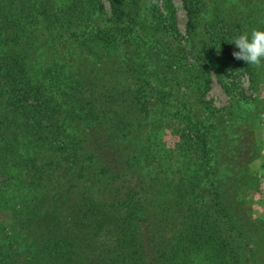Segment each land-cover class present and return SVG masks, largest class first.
Wrapping results in <instances>:
<instances>
[{
    "label": "trees",
    "instance_id": "1",
    "mask_svg": "<svg viewBox=\"0 0 264 264\" xmlns=\"http://www.w3.org/2000/svg\"><path fill=\"white\" fill-rule=\"evenodd\" d=\"M106 1L0 0V264H264L239 198L253 144L235 120L216 134L209 73L164 41L172 0ZM231 1L182 0L219 79L264 30V0Z\"/></svg>",
    "mask_w": 264,
    "mask_h": 264
},
{
    "label": "rangeland",
    "instance_id": "2",
    "mask_svg": "<svg viewBox=\"0 0 264 264\" xmlns=\"http://www.w3.org/2000/svg\"><path fill=\"white\" fill-rule=\"evenodd\" d=\"M103 2L106 10L109 11L108 2L106 0ZM172 3L176 11L178 35L176 41L173 37H165L164 41H168L169 45L172 44L170 41L173 44H180L185 53L182 64L201 66L204 67L205 72L207 71L206 73H209L210 88L204 100L210 102L213 109L220 111L219 118L213 121L219 126L216 134L222 132L220 124H229L232 127L233 120H235L240 129L245 130V136L253 144L249 160L242 167V176L247 182L240 190L239 198L241 206L247 210L256 224L259 227H264V66H254L260 79L254 88H252L249 75L241 71L233 56H231L223 77L217 78L212 69L196 61L191 55L192 49L190 50L189 44L186 42V14L182 0H172ZM224 4L225 9L232 12L233 17H239L238 7L232 6L234 0ZM223 51L229 52L227 46L223 47ZM188 52L189 54H186ZM183 89L181 86V92ZM189 100L194 104V96ZM176 134L177 131L174 127H165L162 139L169 147H172L176 141Z\"/></svg>",
    "mask_w": 264,
    "mask_h": 264
},
{
    "label": "clouds",
    "instance_id": "3",
    "mask_svg": "<svg viewBox=\"0 0 264 264\" xmlns=\"http://www.w3.org/2000/svg\"><path fill=\"white\" fill-rule=\"evenodd\" d=\"M232 43L239 49L232 53L235 59L251 66H264V30L253 29L250 32H242L233 39Z\"/></svg>",
    "mask_w": 264,
    "mask_h": 264
}]
</instances>
